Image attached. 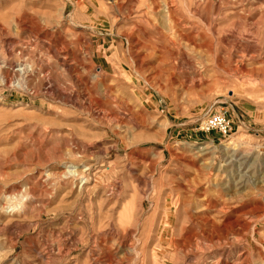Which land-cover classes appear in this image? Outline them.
I'll return each instance as SVG.
<instances>
[{
    "label": "rangeland",
    "instance_id": "374dc122",
    "mask_svg": "<svg viewBox=\"0 0 264 264\" xmlns=\"http://www.w3.org/2000/svg\"><path fill=\"white\" fill-rule=\"evenodd\" d=\"M261 69L264 0H0V264H264Z\"/></svg>",
    "mask_w": 264,
    "mask_h": 264
},
{
    "label": "built area",
    "instance_id": "2783aa9c",
    "mask_svg": "<svg viewBox=\"0 0 264 264\" xmlns=\"http://www.w3.org/2000/svg\"><path fill=\"white\" fill-rule=\"evenodd\" d=\"M200 129L206 133L217 132L228 136L232 132L233 121L227 109L211 107Z\"/></svg>",
    "mask_w": 264,
    "mask_h": 264
},
{
    "label": "bare ground",
    "instance_id": "6f19581e",
    "mask_svg": "<svg viewBox=\"0 0 264 264\" xmlns=\"http://www.w3.org/2000/svg\"><path fill=\"white\" fill-rule=\"evenodd\" d=\"M150 3V2H149ZM171 12V11H170ZM172 14V13H171ZM165 42V41H164ZM192 42H194V41H192ZM167 43V42H166ZM211 43V42H210ZM208 41H203V46H201V47H206V49L209 51V53H212L213 52V50H212V46H211V44H210ZM162 47V46H161ZM161 50H162V52H163V56L164 57H166L167 59L169 58L170 60H171V64H170V66L168 67V69H169V71L171 70L172 72H174L175 70H176V68H177V66H176V60H177V57H178V54H180V48L177 46V44H176V42L174 41H170V43H168L166 46H164L163 48H161ZM161 52V53H162ZM162 55V54H161ZM162 58V57H161ZM165 59V58H164ZM168 59V60H169ZM176 59V60H175ZM175 60V61H174ZM209 60H211V61H213V58H211L210 57V59ZM190 62H188V64H189ZM214 63V62H213ZM182 65H183V67H184V63H182ZM218 68L219 67H221L222 66V64L219 62L218 63ZM160 67V66H159ZM186 71H181V73H185ZM252 73L254 72V71H251ZM257 74L258 75H263L264 76V69H261V70H258L257 71ZM263 83V82H262ZM262 96V95H261ZM263 97V96H262ZM76 172H78L77 174H76ZM72 173V172H71ZM73 175H78L77 177L78 178H81L82 179V181L83 180H85V181H87V173L85 174L84 172H82V171H73ZM85 181H83V182H85ZM155 209V208H154ZM153 216H154V213L152 214ZM184 241V240H183Z\"/></svg>",
    "mask_w": 264,
    "mask_h": 264
}]
</instances>
